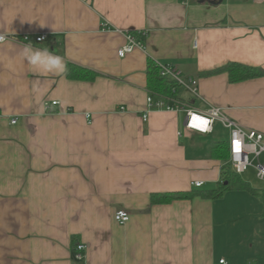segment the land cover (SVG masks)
<instances>
[{"label":"crops","instance_id":"obj_1","mask_svg":"<svg viewBox=\"0 0 264 264\" xmlns=\"http://www.w3.org/2000/svg\"><path fill=\"white\" fill-rule=\"evenodd\" d=\"M211 2L0 0V34L11 38L0 44V264H264L258 197L149 203L213 189L224 162L211 144L227 143L228 131L194 132L184 112L147 108L157 99L146 90L148 58L195 80L196 96L177 89L179 102L264 135V74L237 83L204 74L228 62L264 72V0ZM128 32L146 33L144 49L118 57ZM26 47L96 76L45 71ZM117 210L129 214L124 225Z\"/></svg>","mask_w":264,"mask_h":264},{"label":"built area","instance_id":"obj_2","mask_svg":"<svg viewBox=\"0 0 264 264\" xmlns=\"http://www.w3.org/2000/svg\"><path fill=\"white\" fill-rule=\"evenodd\" d=\"M145 32H128L124 34L126 43L117 51L118 57H123L125 54L132 52L133 49H144L143 38ZM0 44L11 40L4 34H0ZM45 36L40 35L35 37L36 42L44 41ZM24 42L28 41V37L21 39ZM160 69V75L166 79L173 81L177 87H182L192 95L196 96L195 85L196 82L191 78H180L178 71L172 65L157 64ZM147 108L152 109H164L166 111L184 112L185 122L184 128L194 132L206 134L212 131L214 123H219L224 129L228 131L227 150L228 158L226 165L230 171L240 176L247 171L249 167L253 168L255 177L258 180H264V135L254 130L246 129L233 121L227 119L220 111L215 107H209L205 111H198L190 106L185 105L182 102L175 101L173 104H168L162 98L153 100L151 96L146 98ZM55 105L56 102H52ZM196 117V119H194ZM142 119H146V114L142 116ZM16 120L12 119L11 124H15ZM237 142L239 144V151L237 150ZM202 185L201 182H194L193 186L199 188ZM113 219L119 225H124L129 220V214L124 210H117L113 215ZM77 250L84 249L83 245H77ZM76 258L80 259L79 255ZM217 264H227L224 259H219ZM256 264V263H250Z\"/></svg>","mask_w":264,"mask_h":264},{"label":"trees","instance_id":"obj_3","mask_svg":"<svg viewBox=\"0 0 264 264\" xmlns=\"http://www.w3.org/2000/svg\"><path fill=\"white\" fill-rule=\"evenodd\" d=\"M65 67V78L68 80H80L87 82L92 81L96 76V73L90 70L83 69L69 63H67ZM222 72L226 73L229 83H237L257 78L264 74L261 69L233 62H228L225 65L204 74L211 75ZM146 90L148 94L157 98L169 101H180L177 96V85L173 81L162 77L160 75L158 65L150 58H148L146 67ZM211 155L213 158L224 162V165L220 170V180L216 183L213 189L197 192L154 193L150 195V205L167 204L173 200L191 199L194 196L216 200L227 191H245L248 194L260 199L262 213L264 214V188H251L248 183L241 180L240 176L230 171L229 167L225 164L228 158L227 143L213 142L211 144Z\"/></svg>","mask_w":264,"mask_h":264},{"label":"clouds","instance_id":"obj_4","mask_svg":"<svg viewBox=\"0 0 264 264\" xmlns=\"http://www.w3.org/2000/svg\"><path fill=\"white\" fill-rule=\"evenodd\" d=\"M0 39H3V37H0ZM24 51L25 58L33 66L49 72L63 73L66 71L62 57L53 55L47 48L40 50L26 47Z\"/></svg>","mask_w":264,"mask_h":264},{"label":"rangeland","instance_id":"obj_5","mask_svg":"<svg viewBox=\"0 0 264 264\" xmlns=\"http://www.w3.org/2000/svg\"><path fill=\"white\" fill-rule=\"evenodd\" d=\"M183 78V77H182ZM178 89V92L179 94H181L182 96L184 97H188L189 95H192L191 93H187L186 90L182 87H179L177 88ZM189 94V95H188ZM194 96V95H193ZM227 131L226 129H224L220 124L218 123H215L214 125V133L213 135L215 136H220V137H225ZM261 160L263 161L264 158L261 157ZM240 178L242 179V181H245V182H251L252 184H256L258 186H262L264 188V180H258L256 177H255V174H254V171H253V168L252 167H249L247 169V171H245L244 173H242L240 175Z\"/></svg>","mask_w":264,"mask_h":264},{"label":"water","instance_id":"obj_6","mask_svg":"<svg viewBox=\"0 0 264 264\" xmlns=\"http://www.w3.org/2000/svg\"><path fill=\"white\" fill-rule=\"evenodd\" d=\"M220 1H221V0H212L211 4L216 5V4H218V2H220Z\"/></svg>","mask_w":264,"mask_h":264},{"label":"snow or ice","instance_id":"obj_7","mask_svg":"<svg viewBox=\"0 0 264 264\" xmlns=\"http://www.w3.org/2000/svg\"><path fill=\"white\" fill-rule=\"evenodd\" d=\"M194 119H196V117H194ZM237 150L239 151V144H238V142H237Z\"/></svg>","mask_w":264,"mask_h":264}]
</instances>
